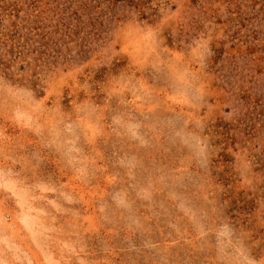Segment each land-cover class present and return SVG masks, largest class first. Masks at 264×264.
Listing matches in <instances>:
<instances>
[{
    "label": "rangeland",
    "instance_id": "obj_1",
    "mask_svg": "<svg viewBox=\"0 0 264 264\" xmlns=\"http://www.w3.org/2000/svg\"><path fill=\"white\" fill-rule=\"evenodd\" d=\"M0 264H264V0H0Z\"/></svg>",
    "mask_w": 264,
    "mask_h": 264
},
{
    "label": "bare ground",
    "instance_id": "obj_2",
    "mask_svg": "<svg viewBox=\"0 0 264 264\" xmlns=\"http://www.w3.org/2000/svg\"><path fill=\"white\" fill-rule=\"evenodd\" d=\"M9 216H10V215H9ZM2 217H4V216H2ZM6 224H8V223H6ZM91 224H92V223H91ZM15 226H16V224H15ZM9 228H10V227H9ZM17 229H18V228H17ZM17 229H16V230H17ZM13 232H14V231H13ZM15 235H16V232H15ZM17 236H18V235H17Z\"/></svg>",
    "mask_w": 264,
    "mask_h": 264
}]
</instances>
